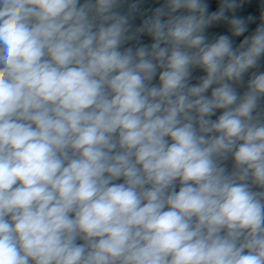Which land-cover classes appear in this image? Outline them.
I'll list each match as a JSON object with an SVG mask.
<instances>
[{
    "label": "clouds",
    "instance_id": "clouds-1",
    "mask_svg": "<svg viewBox=\"0 0 264 264\" xmlns=\"http://www.w3.org/2000/svg\"><path fill=\"white\" fill-rule=\"evenodd\" d=\"M0 264H264V0H0Z\"/></svg>",
    "mask_w": 264,
    "mask_h": 264
}]
</instances>
